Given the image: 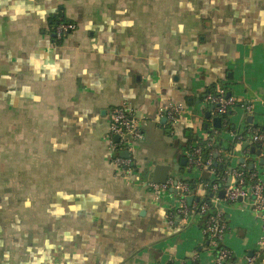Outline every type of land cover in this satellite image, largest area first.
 Returning <instances> with one entry per match:
<instances>
[{"label": "crops", "instance_id": "0c3cea01", "mask_svg": "<svg viewBox=\"0 0 264 264\" xmlns=\"http://www.w3.org/2000/svg\"><path fill=\"white\" fill-rule=\"evenodd\" d=\"M58 12L76 23L63 40ZM213 84L253 105L230 110L234 126L264 128V0H0V264H216L184 194L151 185L169 164L168 178L196 181L193 206L204 198L217 175L182 165L181 144L188 127L210 138L200 96ZM171 102L183 113L162 122ZM124 104L143 131L129 173L108 137ZM213 207L231 264H247L261 213L249 198Z\"/></svg>", "mask_w": 264, "mask_h": 264}, {"label": "built area", "instance_id": "2783aa9c", "mask_svg": "<svg viewBox=\"0 0 264 264\" xmlns=\"http://www.w3.org/2000/svg\"><path fill=\"white\" fill-rule=\"evenodd\" d=\"M76 28V23L69 21H60L54 27V33L59 38L67 36L71 31ZM204 101L209 106L210 113L212 116H220L224 114H229V111L235 106H239L245 110L247 114L252 113L253 105L244 100H237L234 97L228 96V92L224 87H217L214 93H208L205 96ZM184 104L183 103H174L171 102L167 106H162L158 111L159 120L166 118L167 121L171 123H176L183 113ZM132 108L129 105H121L117 107L111 115L110 119V132H109V141L115 155L112 158V162L116 165L118 169L125 170L127 173L132 170V158L124 157L121 155V152L124 150H129L130 147L138 140L143 138V131L141 126L135 121L131 116ZM246 128L235 126L234 129L227 130V133L230 135L231 140L235 142V149H240L244 141L249 142V146L243 151L242 155L245 158L242 166L232 168L229 173L231 175L230 184L222 189H225L224 197L219 196L221 190V185L215 183L212 187L213 190V204L222 200L227 202H236L239 198H249L253 203V206L257 212L261 213L262 219V233H261V250H264V163H261V159H264V129L261 127L249 128L250 135L248 137L244 136ZM119 136V140H116V136ZM255 146L256 150L261 149L260 154L256 152H251L250 147ZM231 153L233 155L234 153ZM218 151V150H217ZM188 163L191 166L208 168L212 163V158L209 157L207 160L202 159V147L198 146L193 149V151L188 150ZM251 156H255L254 159ZM250 162L254 163L252 169L254 172L250 173L249 178L253 182L247 183L245 179V168L249 167ZM259 167L263 168V172ZM214 171V169H212ZM215 172V171H214ZM228 176V178H229ZM228 179L226 180V183ZM151 185L155 189H165L169 186H173L178 190H181V194H184L182 206L180 209L181 213L187 214L189 211V206L185 198V193L190 192V187L186 183L175 182L173 179L168 178L165 182L156 183L152 182ZM210 206L207 203H204L201 206V213L206 212ZM227 224L222 219V212L219 209H216V212L213 214L210 223L204 233H210L212 236H217L219 242L223 241L225 235V229ZM219 242L214 240L213 244L215 246L219 245ZM259 251V253H260ZM230 255V250L228 248H222L216 258V264H224L228 256ZM254 258L247 257V264H252Z\"/></svg>", "mask_w": 264, "mask_h": 264}, {"label": "trees", "instance_id": "16d2710c", "mask_svg": "<svg viewBox=\"0 0 264 264\" xmlns=\"http://www.w3.org/2000/svg\"><path fill=\"white\" fill-rule=\"evenodd\" d=\"M62 20L69 21V19L65 17L62 12H58L51 17L50 25H51L53 33H54L55 25ZM53 35H54L53 36L54 39L63 40V38L57 39L55 34ZM216 88L217 87L215 84L209 86L207 90L203 94H201L200 96L201 101L205 99V96L208 93H214L216 91ZM228 116L229 114L217 116V117H220L219 126H216L215 122L211 119L212 117H215V116H211L205 119V124H206L205 128L208 130L210 134V138L208 139H202L196 133H194L192 128H189V127L186 128L185 129V141L181 144L183 149L187 151L188 150L193 151L194 148L201 146L202 147V159L207 160L209 157L213 159L210 167H208L207 169L208 170L214 169L217 176L215 178H210V176L205 175L202 178V183L206 189L204 198H200L197 201V204L195 206H193L194 204L188 205L189 211L190 210L192 211V209H194L195 212L200 215L201 217L200 220L202 223L203 231L207 229L210 223V220L213 216V213L211 212V209L213 208V196H214L212 187L215 183H218L221 185V189L224 188L226 184V180L228 179L229 173L231 171V166H230L231 160H232L231 153L234 150L235 142L233 140H225L221 138L220 136H216V137L214 136L216 134L215 131L234 129L235 126L233 123H231ZM248 127L254 128L250 124ZM248 127H246V130L244 132L245 137H248L250 135L249 131H247L249 129ZM185 158H187L188 160L189 156L187 155L185 156ZM242 165L243 163L239 164V166H242ZM252 172H254V169H250L249 167L245 168V174H246L245 179L247 183L253 182V180L249 178V175ZM183 182L189 185L190 190L194 189V187L196 186V181L183 180ZM204 203H207L210 206V208L206 212L201 213L200 211L201 206ZM182 214H185V213H182ZM222 219L227 224L224 213H222ZM226 230H227V227L225 229V232ZM205 235L208 241V245L213 250L215 257L218 255V252L222 248H228L226 245H224L223 241L219 242V239L217 236H212L210 233H206ZM214 240L219 242L218 246H215L213 244ZM252 257L254 258L252 264H264V250L260 251V253H255ZM233 260H234V256H233L232 251L230 250V255L228 256L224 264H231Z\"/></svg>", "mask_w": 264, "mask_h": 264}, {"label": "water", "instance_id": "95a60500", "mask_svg": "<svg viewBox=\"0 0 264 264\" xmlns=\"http://www.w3.org/2000/svg\"><path fill=\"white\" fill-rule=\"evenodd\" d=\"M228 96H231V92H228ZM206 117L207 118L211 117V113L207 112L206 113ZM165 121H166V118H163L162 122H165ZM214 122H215L216 126H219L220 117H214ZM115 138H116L117 141L119 140V136L118 135ZM248 146H249V142L248 141H244L242 143V145H241V151H244ZM250 149H251V152H253V153L256 152L257 154H260V152H261L260 149L256 150L255 146H251ZM121 155L124 156V157H129L130 156V152H129V150H124V151L121 152ZM187 161H188L187 158L184 157L181 160V164L182 165H186ZM244 161H245V158L242 157L240 159V162L243 163ZM261 163H264V159H261ZM253 166H254V163H250L249 164V168L250 169H252ZM170 170H171V165H169V164H158L155 167V170L153 172V180H154V182H156V183L165 182L168 179V177H169V171ZM231 177L232 176L230 175L229 178H228V182L226 183L227 186L230 184ZM179 192L181 193V190H179ZM224 194H225V189H221L220 192H219V196L221 198H223ZM185 196H186L187 200L189 201V205H191L194 197L189 195V193H185ZM239 200H242V198H239ZM211 212L214 214L216 212V208L213 207L211 209ZM250 254H252V252H250Z\"/></svg>", "mask_w": 264, "mask_h": 264}, {"label": "rangeland", "instance_id": "374dc122", "mask_svg": "<svg viewBox=\"0 0 264 264\" xmlns=\"http://www.w3.org/2000/svg\"><path fill=\"white\" fill-rule=\"evenodd\" d=\"M251 158L252 159H254L255 158V156H251ZM233 160V159H232ZM236 160L234 159V162H235ZM156 167V166H155ZM172 167V166H171ZM172 169V168H171ZM259 169H260V171H261V174H262V172H263V168H261V167H259ZM154 170H155V168H154Z\"/></svg>", "mask_w": 264, "mask_h": 264}]
</instances>
